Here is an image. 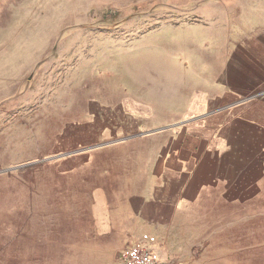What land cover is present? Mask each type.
Listing matches in <instances>:
<instances>
[{
	"label": "rangeland",
	"instance_id": "rangeland-1",
	"mask_svg": "<svg viewBox=\"0 0 264 264\" xmlns=\"http://www.w3.org/2000/svg\"><path fill=\"white\" fill-rule=\"evenodd\" d=\"M213 1L198 0L196 9ZM234 2L241 10L243 0ZM222 3L220 16L210 7L193 18L179 10L168 14L159 0H28L25 18L11 16L16 24L26 20L27 74L20 95L0 89V103L11 108L0 127V264H120L127 246L154 237L126 239L129 225L101 223L99 192L84 184V170L89 161L96 168L107 162L99 152L89 157L100 144L78 133L94 105L109 109L131 98L145 103L184 81L188 93L189 67L217 66L209 45L186 65L134 59L136 51L164 25L187 24L193 27L188 37L209 43L226 40L220 24L231 12ZM130 153L121 149L113 158L129 166L135 155L132 168H146L144 155ZM258 197L251 207L233 210L232 222L222 221L221 209H190L183 222L161 226L163 239L154 244L173 251L172 264H264V192Z\"/></svg>",
	"mask_w": 264,
	"mask_h": 264
},
{
	"label": "crops",
	"instance_id": "crops-1",
	"mask_svg": "<svg viewBox=\"0 0 264 264\" xmlns=\"http://www.w3.org/2000/svg\"><path fill=\"white\" fill-rule=\"evenodd\" d=\"M27 1L0 0V89L8 96L26 90V20L16 24L11 16L25 18ZM159 1L168 14L179 10L193 18L210 7L220 16L224 6L223 0L198 9V0ZM224 1L231 12L220 24L226 40L209 43L188 37L193 27L187 24L164 25L157 39L148 37L136 51L134 59H180L186 65L200 59V50L209 45L217 66L189 67L188 93L184 81L178 90L164 86L162 95H149L145 103L131 98L109 109L94 105L89 124L78 133L100 144L86 152L89 157L99 152L107 162L96 168L89 161L84 170L89 178L84 184L99 192L101 223L129 225L126 239L146 233L162 240V227L183 222L184 212L193 208L215 209L226 218L222 221L232 222L227 219L233 210L251 207L264 192V0H243L241 10L234 0ZM187 74H180L183 80ZM9 109L0 103V127ZM156 112L165 114L157 118ZM93 127L99 131L91 132ZM127 148L144 155L146 168H132L135 155H129V166L113 158ZM148 250L163 264L173 263L172 250L155 244Z\"/></svg>",
	"mask_w": 264,
	"mask_h": 264
},
{
	"label": "built area",
	"instance_id": "built-area-1",
	"mask_svg": "<svg viewBox=\"0 0 264 264\" xmlns=\"http://www.w3.org/2000/svg\"><path fill=\"white\" fill-rule=\"evenodd\" d=\"M139 242L127 246L121 253L120 264H163L159 258L148 250L155 242L154 237L143 235Z\"/></svg>",
	"mask_w": 264,
	"mask_h": 264
}]
</instances>
